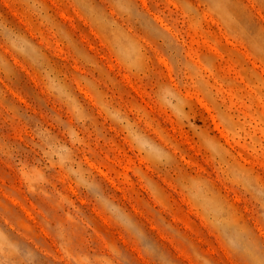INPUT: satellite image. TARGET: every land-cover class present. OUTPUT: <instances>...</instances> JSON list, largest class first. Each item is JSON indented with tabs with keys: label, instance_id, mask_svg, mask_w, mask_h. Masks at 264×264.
Returning <instances> with one entry per match:
<instances>
[{
	"label": "rangeland",
	"instance_id": "rangeland-1",
	"mask_svg": "<svg viewBox=\"0 0 264 264\" xmlns=\"http://www.w3.org/2000/svg\"><path fill=\"white\" fill-rule=\"evenodd\" d=\"M0 264H264V0H0Z\"/></svg>",
	"mask_w": 264,
	"mask_h": 264
}]
</instances>
